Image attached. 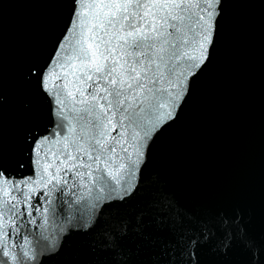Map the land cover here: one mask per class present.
Segmentation results:
<instances>
[{
  "label": "snow or ice",
  "instance_id": "obj_1",
  "mask_svg": "<svg viewBox=\"0 0 264 264\" xmlns=\"http://www.w3.org/2000/svg\"><path fill=\"white\" fill-rule=\"evenodd\" d=\"M68 2L69 16L52 47L42 62L30 63L23 72L42 106V127L25 132L14 169L0 156V264H43L44 257L59 250L58 237L67 231L56 224L58 235L50 238L49 213L58 217L59 208L66 221H76L87 232L100 223L101 201L112 215L100 237L121 255L118 241L132 221L113 206H127L142 191V168L152 146L179 118L212 60L226 4ZM3 103L0 92V108ZM34 107L31 101L23 104L28 112ZM152 206L161 216L175 213L174 223H183L163 190ZM144 215L135 216L138 234L144 232ZM241 219L239 213L234 219L220 214L222 249L231 246L233 227L238 229L235 238L251 247ZM29 225L42 231L37 234ZM212 235L213 226L206 223L199 232L181 233L176 242L180 258L171 264H198L197 250ZM254 264H264V258Z\"/></svg>",
  "mask_w": 264,
  "mask_h": 264
},
{
  "label": "water",
  "instance_id": "obj_2",
  "mask_svg": "<svg viewBox=\"0 0 264 264\" xmlns=\"http://www.w3.org/2000/svg\"><path fill=\"white\" fill-rule=\"evenodd\" d=\"M69 13L68 0H0V156L10 168L24 149L25 132L43 124L42 106L23 72L42 62ZM27 101L34 111L23 108ZM142 176L139 195L127 206H113L132 221L118 241L119 257L100 237L112 215L101 201L100 223L87 232L66 221L59 208L58 217L49 213L50 238L58 235L56 224L67 231L43 264H171L180 258L181 233L199 232L202 223L213 226L215 235L198 248V264H254L264 258V0H226L212 60L179 118L155 141ZM161 190L182 224L174 223L175 213L161 216L152 206ZM138 213L145 214L143 234L133 231ZM237 213L251 247L235 238L233 227L231 246L222 249L219 216L234 219Z\"/></svg>",
  "mask_w": 264,
  "mask_h": 264
}]
</instances>
